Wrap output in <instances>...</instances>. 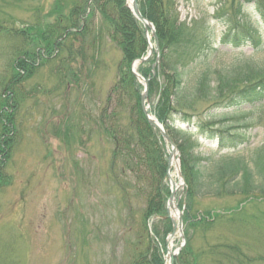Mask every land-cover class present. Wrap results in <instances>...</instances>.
<instances>
[{
    "label": "rangeland",
    "instance_id": "obj_1",
    "mask_svg": "<svg viewBox=\"0 0 264 264\" xmlns=\"http://www.w3.org/2000/svg\"><path fill=\"white\" fill-rule=\"evenodd\" d=\"M222 1L171 0L173 6L169 12L197 34H205L209 26L219 40L226 20L229 19L230 26L236 21L228 10L233 11L238 4H243L247 10L241 19L251 24L253 30L259 29L255 11L247 3L250 0ZM52 4L53 0H0V26L3 28L0 33V82L5 77L4 85L11 80L8 66L13 58L12 50L23 38L11 39L3 34L38 24L37 17L41 13L45 17ZM220 8L227 11L228 16L220 12ZM158 48L160 50L159 43ZM93 52L94 62L91 61ZM206 52L211 70L229 69L244 60L264 64V46L259 53L249 45L238 51L216 45ZM120 59L121 53L106 39L99 49L87 50L85 60L78 59L86 62L81 70L86 72V79L78 86L70 83V91L65 92L64 86H58L50 64L37 69L17 90L16 133L8 157L2 158L5 181L0 190V264H126L133 257L132 246L141 233V213L145 208V200L138 189H142L144 183L136 182L134 174L121 176L119 180L127 191L123 198V192L109 176L112 145L100 140L98 126L95 128L88 120L90 115L96 118L100 106L117 83ZM154 63L153 54L146 67ZM197 63L189 69L188 87L202 68ZM154 74L148 101L152 110L162 92L164 71L161 66L154 68ZM137 90L140 93L142 87L137 86ZM3 96L7 97L8 93L0 85V109ZM262 104L244 105L237 110H211L213 105L201 100L185 103L188 110L182 118L195 116L198 126L190 130L199 146L195 153L211 159L209 164L200 163L204 181L207 182L222 155L228 153L219 150L211 133L226 137L229 131L247 136L246 145L237 152L246 161L264 144V109L256 110ZM80 107L83 113L81 146L77 139L68 144L62 135L68 123L80 113ZM5 108L12 118L13 106ZM78 123L80 120L71 124L78 127ZM92 128L96 131L94 134L90 133ZM179 156H176L178 162ZM171 173L177 184L173 167ZM162 184L168 185V180ZM184 195L185 185L176 192L179 208L184 203ZM257 198L237 194L214 197L210 192H203L193 199L189 212L191 221L189 225L183 223L182 228L189 242L175 262L264 264V201ZM250 199L257 200L245 202ZM229 211L231 215L226 216L224 213ZM202 219L206 222L197 224ZM156 222L152 219L150 224ZM161 228L159 226L158 230ZM180 243L176 234L167 245L175 253ZM144 245H147L146 239ZM163 258L167 260L165 254Z\"/></svg>",
    "mask_w": 264,
    "mask_h": 264
},
{
    "label": "trees",
    "instance_id": "obj_2",
    "mask_svg": "<svg viewBox=\"0 0 264 264\" xmlns=\"http://www.w3.org/2000/svg\"><path fill=\"white\" fill-rule=\"evenodd\" d=\"M258 5L264 11V1L258 2ZM172 6L171 0H139L141 15L154 26L160 44L159 67L164 71V80L154 114L170 138L178 144L187 188L184 221L189 225L191 199L203 192H210L214 197L236 194L264 197V147L250 161L253 169H249L247 162L242 159L222 158L214 165L206 182L200 165L203 159L194 154L197 146L192 135L189 131L173 128L176 115L188 109L184 104L188 95L192 99L199 97L211 105L224 108L237 107L252 99L261 100L264 97V64L246 60L225 70H210L205 65L190 92L185 87L182 69L190 56L200 53L202 41L195 30H189L185 24L179 23L178 16L170 14ZM47 17L52 21L46 23L45 18L37 17L38 24L25 26L23 30L14 33V37L27 39L25 44L38 47L40 52L25 48L18 54L17 50H12L13 58L8 66L11 80L6 85L8 96L3 99L2 108H14L18 102L17 83L28 79L37 67L39 69L46 64H53L51 71L59 84L73 82L78 86L81 83L79 68H85L86 65L82 61L85 60L86 51L89 47L99 49L104 40L109 39L121 53L117 67L119 79L100 106L96 118L90 115L88 120L95 128L98 126L100 140L112 145L109 167L119 181L123 198L127 196V191L119 180L121 176L134 174L136 182L144 183V187L138 189L145 200V208L141 213L142 229L132 246L133 257L126 264H163L162 246L171 231V224L168 220H158L151 227V237L147 222L151 218L163 216L165 212V202L169 195L168 188L162 184L166 160L157 134L146 124L140 113L138 85L129 69L131 62L142 57L146 51L143 28L126 9L124 0H54ZM2 30L0 26V33ZM75 43L80 45L74 49ZM36 58L39 59L38 65ZM78 59H82V65L70 68L72 62ZM94 60L93 52L91 61ZM139 72L144 78L150 76V68L146 64L139 68ZM5 80L2 77L3 84ZM153 83L154 79L149 83V94ZM82 114L80 109L78 116L74 117L76 119L70 121H79L80 117L78 127L69 122L62 133L68 144L77 139L78 145H82ZM8 116L6 111L0 113V188L5 181L2 158L8 157L14 130L13 120ZM95 132L94 128L90 131L91 134ZM216 216L212 215V218ZM205 222L202 219L197 224ZM159 226L162 227L161 231L158 230ZM144 239L147 245H144ZM154 240L159 246H153Z\"/></svg>",
    "mask_w": 264,
    "mask_h": 264
},
{
    "label": "water",
    "instance_id": "obj_3",
    "mask_svg": "<svg viewBox=\"0 0 264 264\" xmlns=\"http://www.w3.org/2000/svg\"><path fill=\"white\" fill-rule=\"evenodd\" d=\"M131 3H132V5H131V9H132V13H133V15L136 17L137 20H139V21L142 23V25H143L145 28H149V29L151 30V32H152V35H154V31H153V29L151 28V25H150L147 21H145V20L141 17V15L139 14V11H138L137 6H136V1H135V0H131ZM143 61H145V59L140 60V62H143ZM135 77H136L137 79H140V80H141V78H140L139 76L135 75ZM146 87H147V86H146V84H145V90H144V93H143V95L141 96V99H140V106H141L142 114H143L144 117L146 118L148 124H149L152 128L158 130V132H159V134L161 135V137H162L166 142H168V143L174 148L172 142H171V141L168 139V137L165 135L163 129H162L160 126H158V124H157L156 122H154V121L150 118V116L148 115V113H147V109L145 108V105H144L145 100H146V96H147V94H146ZM173 151H174V149H173ZM173 155H174V153L171 154V156H173ZM171 156H170V157H171ZM169 160H170V159H169ZM174 191H175V188H174V186L172 185L171 196H170V198L168 199V206L171 205V202H172V199H173V196H174ZM172 224H173V231H174V230L176 229V225H175L174 221H172ZM178 226H179V228H180V226H181V218H180V217L178 218ZM171 257H172V256H171Z\"/></svg>",
    "mask_w": 264,
    "mask_h": 264
},
{
    "label": "bare ground",
    "instance_id": "obj_4",
    "mask_svg": "<svg viewBox=\"0 0 264 264\" xmlns=\"http://www.w3.org/2000/svg\"><path fill=\"white\" fill-rule=\"evenodd\" d=\"M128 4H130V0L128 1Z\"/></svg>",
    "mask_w": 264,
    "mask_h": 264
}]
</instances>
